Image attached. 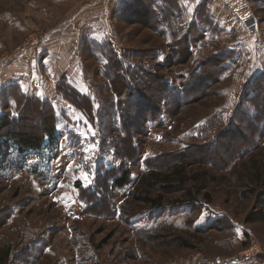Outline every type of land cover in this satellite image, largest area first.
Returning a JSON list of instances; mask_svg holds the SVG:
<instances>
[{
    "label": "rangeland",
    "instance_id": "rangeland-1",
    "mask_svg": "<svg viewBox=\"0 0 264 264\" xmlns=\"http://www.w3.org/2000/svg\"><path fill=\"white\" fill-rule=\"evenodd\" d=\"M3 115L58 138L0 147L13 263L264 264V0H0Z\"/></svg>",
    "mask_w": 264,
    "mask_h": 264
},
{
    "label": "trees",
    "instance_id": "trees-1",
    "mask_svg": "<svg viewBox=\"0 0 264 264\" xmlns=\"http://www.w3.org/2000/svg\"><path fill=\"white\" fill-rule=\"evenodd\" d=\"M200 18V15H199ZM120 65L118 60L114 61L112 67H116ZM121 67V66H120ZM119 68V67H118ZM117 73L123 74V69L117 71ZM124 77L129 81V74H125ZM157 78V77H156ZM255 83V82H254ZM253 83V84H254ZM110 86L114 91V83L110 81ZM116 91V90H115ZM114 91V93H116ZM68 99V97H67ZM69 100V99H68ZM27 122L23 121L20 127L15 126V121L8 115H3L0 117V147H6L9 149L10 145L18 147L19 152L24 153L27 151H39L43 149L47 143L48 144H56L58 142L57 138V128L55 125V118L50 115L49 117H45L41 120V128H38L37 125H29ZM264 168H257L255 171V179L256 182L261 186L260 191H258V197L260 200V207L262 208L259 212L252 213L248 216L247 222L249 223H257L264 222ZM175 174H178L177 170L174 171ZM154 181H146L143 183L144 189L148 188L152 189L156 184L165 182L169 180L170 177L154 176ZM196 178V177H195ZM128 177L125 175L121 179L116 181L118 187H123L127 182ZM198 180V178H196ZM181 181L186 184L185 177L181 178ZM202 189H206V186H203ZM189 195L192 191H189ZM136 201H144L147 203H154V205H159V200L150 199L147 196H137ZM1 226V221H0ZM12 256V248L5 247L0 249V264H8L11 260Z\"/></svg>",
    "mask_w": 264,
    "mask_h": 264
},
{
    "label": "built area",
    "instance_id": "built-area-1",
    "mask_svg": "<svg viewBox=\"0 0 264 264\" xmlns=\"http://www.w3.org/2000/svg\"><path fill=\"white\" fill-rule=\"evenodd\" d=\"M243 24L246 26L249 34L253 37L258 35L259 28H258V21L256 18L251 14H246L244 18L242 19ZM253 252L257 253L260 251L259 247H256V249H252ZM250 253V252H249ZM258 254V253H257ZM254 255V254H253ZM249 256V255H248Z\"/></svg>",
    "mask_w": 264,
    "mask_h": 264
},
{
    "label": "crops",
    "instance_id": "crops-1",
    "mask_svg": "<svg viewBox=\"0 0 264 264\" xmlns=\"http://www.w3.org/2000/svg\"><path fill=\"white\" fill-rule=\"evenodd\" d=\"M216 7H217V5H214L212 8L209 7V10H208L209 18H210L211 15H213V16H217V15H216V12H215ZM237 14H238V12H237ZM220 15H221L220 17H221V20H222V21H224V22H228V21H227L228 19H226V17H225L222 13H221ZM238 15H240V14H238ZM223 16H224V19H223ZM225 19H226V20H225ZM229 20H230V19H229ZM229 22H230V21H229ZM8 264H23V262H21V261H15V263H13L12 260H10Z\"/></svg>",
    "mask_w": 264,
    "mask_h": 264
}]
</instances>
